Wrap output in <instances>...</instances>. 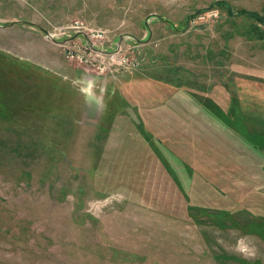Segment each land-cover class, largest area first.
Instances as JSON below:
<instances>
[{
	"label": "rangeland",
	"instance_id": "obj_1",
	"mask_svg": "<svg viewBox=\"0 0 264 264\" xmlns=\"http://www.w3.org/2000/svg\"><path fill=\"white\" fill-rule=\"evenodd\" d=\"M220 2L264 15V0H0V264H264V148L226 165L206 151L264 136V39L246 35L264 25ZM75 21L107 50L123 38L137 68L69 60ZM149 81L172 84L165 103L135 94Z\"/></svg>",
	"mask_w": 264,
	"mask_h": 264
},
{
	"label": "built area",
	"instance_id": "obj_2",
	"mask_svg": "<svg viewBox=\"0 0 264 264\" xmlns=\"http://www.w3.org/2000/svg\"><path fill=\"white\" fill-rule=\"evenodd\" d=\"M70 28L74 33L85 34L95 49L84 41V44L78 48L67 50L69 60L77 61L107 75L118 71H132L139 65L124 53L122 44L118 50L105 49L104 42L107 36L104 31L92 29L82 21H75Z\"/></svg>",
	"mask_w": 264,
	"mask_h": 264
},
{
	"label": "trees",
	"instance_id": "obj_3",
	"mask_svg": "<svg viewBox=\"0 0 264 264\" xmlns=\"http://www.w3.org/2000/svg\"><path fill=\"white\" fill-rule=\"evenodd\" d=\"M216 6L218 8L225 9L226 12L228 13L229 17H232V18L246 17L248 20L250 19L251 21H255L256 23L261 24V26L264 25V15H261L258 12L235 11L234 9L231 8L230 5H228L227 3H224V2L217 3ZM200 14H197V16ZM254 25L255 24L251 25V27L249 28V33L246 32L247 33L246 35H249L252 37L258 36L260 39H264V27L262 29L259 28L258 26L256 28H254L253 27ZM253 28H254V30H253ZM257 136L256 135L251 136L250 137L251 139L247 138L246 141H243L242 144L239 142H234L236 139L234 138L235 139L234 140L233 137H230L232 139L233 143L224 141L223 139H221L223 142H221V140L214 139L212 142L209 143V145H207V146H209V150H206V151L210 152L211 150H215L214 152H212L213 153L212 157L216 156V152H221L220 155L222 157L220 159L224 160L225 158L222 159L223 157L227 158L224 151L226 152L227 150H231L229 158H230V156H232L231 154H233V157L236 160H243V159L246 160L249 158V156H247V154H246V151H249L251 149H253V150L260 149L261 150L262 148H264V141H262V140H264V136L262 137L261 140ZM248 139H249V142H248ZM235 146H237V147H235ZM237 149H239V150L237 151ZM224 163H225V165L226 164H232L230 162V160L228 161V163L225 162V160H224ZM221 165H223V163H221Z\"/></svg>",
	"mask_w": 264,
	"mask_h": 264
},
{
	"label": "crops",
	"instance_id": "obj_4",
	"mask_svg": "<svg viewBox=\"0 0 264 264\" xmlns=\"http://www.w3.org/2000/svg\"><path fill=\"white\" fill-rule=\"evenodd\" d=\"M178 70H176L177 72L179 71V69L180 68H177ZM176 75H179L178 73L176 74ZM129 75H127V77H128ZM183 77V76H182ZM185 77V76H184ZM144 79V78H143ZM143 79L141 78V79H136L137 81H139V80H141L142 82H143ZM176 80L174 81V84H175V87H173V88H175L174 90H175V94H177L178 96H179V93L181 94V93H186V94H191V93H195V91L192 89V88H190L189 90L187 89L188 87H186L184 84H183V81H182V79H179L177 76H176V78H175ZM183 80H186L185 78H183ZM192 80V79H191ZM144 81H145V79H144ZM211 81H212V83H211V85H213V87H214V91H215V93L214 94H216V95H220V92H222V91H225L226 89V86L227 85H225V83H222V82H216V80H214V79H211ZM241 84H239V82L237 83V85H236V87H237V91H238V94H239V96H240V99L242 98L241 96H245V89H246V83H242V81L240 82ZM194 84V83H193ZM251 84V83H250ZM255 85H256V87H253V89H254V97H255V100H257V99H260L261 101H264V84H262V83H254ZM202 86H205L204 88H206V90H205V92H208L209 90H208V84L207 83H202L201 84ZM151 86H154V85H151V82L149 81V83H147V85L146 84H142L141 86H139L141 89V91H137L136 89L134 90V92H135V94H137V95H141V93H146L144 90H143V88H149L150 89V87ZM250 86H252V84L250 85ZM156 87L157 86H154V88H155V91H156ZM171 87H172V84H168L167 82L165 83V84H162V86L161 85H159L158 87H157V93H160V94H162V95H160V96H162V98L164 97V103H165V101L167 100V95H168V93H172V89H171ZM163 90V91H162ZM162 92V93H161ZM197 93H204L203 91H198ZM210 93V92H209ZM147 94H149V90H148V92H147ZM227 94H228V97H227V99L226 100H228V102L229 101H231V99H230V93L229 92H227ZM213 95V94H212ZM225 96V95H224ZM180 97V96H179ZM176 99H178L179 100V98L177 97ZM225 99V98H224ZM223 99V100H224ZM243 99V98H242Z\"/></svg>",
	"mask_w": 264,
	"mask_h": 264
},
{
	"label": "water",
	"instance_id": "obj_5",
	"mask_svg": "<svg viewBox=\"0 0 264 264\" xmlns=\"http://www.w3.org/2000/svg\"><path fill=\"white\" fill-rule=\"evenodd\" d=\"M80 35H82V36L84 37V41H85L87 44H89L92 48H94L93 45H92L91 43H89V39L87 38V36H86L85 34H77L76 36L79 37ZM48 36L53 38V36L50 35V34H48ZM122 41H123V38H120L119 42H118V43L116 44V46H115L116 50H118V49L120 48V46H121V44H122ZM94 49H95V48H94Z\"/></svg>",
	"mask_w": 264,
	"mask_h": 264
},
{
	"label": "flooded vegetation",
	"instance_id": "obj_6",
	"mask_svg": "<svg viewBox=\"0 0 264 264\" xmlns=\"http://www.w3.org/2000/svg\"><path fill=\"white\" fill-rule=\"evenodd\" d=\"M110 75H115V74H110Z\"/></svg>",
	"mask_w": 264,
	"mask_h": 264
}]
</instances>
